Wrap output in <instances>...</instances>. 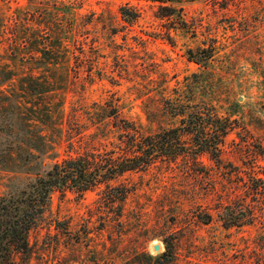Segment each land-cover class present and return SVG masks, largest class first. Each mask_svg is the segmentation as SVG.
I'll use <instances>...</instances> for the list:
<instances>
[{
  "label": "rangeland",
  "instance_id": "rangeland-1",
  "mask_svg": "<svg viewBox=\"0 0 264 264\" xmlns=\"http://www.w3.org/2000/svg\"><path fill=\"white\" fill-rule=\"evenodd\" d=\"M159 5L0 0V70L12 73L0 82V96L28 80L43 88L50 68L62 78L54 91L61 103L53 149L50 92L18 98L25 140L15 144L10 107L0 101V152L10 148L12 155L3 166L0 154V196L67 157L120 160L134 143L145 149L153 143L158 154L109 186L52 191L29 235L27 264H143L136 253L154 256L152 245L161 242L163 251L166 245L173 251L170 264H264V0ZM59 42L65 53L55 54L63 61L47 64L50 45ZM179 94L232 120L217 155L196 154L200 142L191 137L147 138L181 125L161 107ZM113 108L117 116H107ZM126 122L139 129L137 138ZM175 150L181 155L173 157Z\"/></svg>",
  "mask_w": 264,
  "mask_h": 264
},
{
  "label": "trees",
  "instance_id": "trees-1",
  "mask_svg": "<svg viewBox=\"0 0 264 264\" xmlns=\"http://www.w3.org/2000/svg\"><path fill=\"white\" fill-rule=\"evenodd\" d=\"M161 5V9H166L163 5L169 0H156ZM168 15V14H167ZM61 43H52L50 45L51 57L46 61L47 64L56 65L61 63L63 55L60 57L55 53H62ZM46 77L44 87L40 88L38 83L34 81L23 82L20 84L19 92H12L8 96H0V101H7V107H10L8 116L10 117V134L13 127H16L17 132L12 134L13 140L10 144L22 142L25 139H19L20 134H23L25 127V112L21 111V103L18 98H22L32 91L41 93L43 91L50 92L52 101L45 107L46 118L48 119L50 130L52 132L51 144L49 149H53L55 133L59 132L58 114L61 98L58 101H53L54 91L61 89V76L52 70ZM12 76L11 71L0 70V82L9 79ZM40 90V91H37ZM16 103H15V101ZM1 107V106H0ZM162 111L168 116L179 119L181 125L170 128H162L154 135L147 138L152 142L157 139H164L166 141L179 139L181 137L193 138L199 141L197 147L194 149L195 153H212L217 155L221 150L220 143L232 128V120L227 117H222L210 104L197 103L195 100L184 102L181 94L175 98H166ZM58 108V109H57ZM23 109V108H22ZM2 115V114H0ZM107 116H117L115 108L106 111ZM131 137L137 138L140 131L136 126L130 122H126V129ZM8 133V136H10ZM18 137V138H17ZM5 147H7L6 140L3 139ZM28 142V141H26ZM1 144V139H0ZM11 146V145H9ZM127 149V157L122 159H114L111 161H97L90 154L76 155L75 157L64 158L60 162L51 164L50 167L44 169L42 172H36L34 176L30 177L20 188L11 190L10 192L0 196V264H27L33 252V246L30 243L29 235L40 224L43 215L48 207L50 195L52 191L63 189L65 187H76L77 190L84 191L96 187L100 183H106L109 186L115 176L121 173L132 170L146 168L156 160L158 155L155 151V144H151L148 148L142 147L140 144H130ZM185 147V145L177 148ZM187 148V147H185ZM38 150V147H35ZM190 149H193L190 147ZM21 150V149H20ZM4 151V152H3ZM0 154L4 157L3 166L10 161L12 155L10 148H4ZM185 151V149H184ZM187 152V151H186ZM31 157V153H27ZM182 154H185L182 153ZM188 154V153H186ZM181 155L175 150L173 157ZM6 159V160H5ZM125 191L121 193L119 199H123ZM165 251L154 256L146 252L136 253L145 257L146 263L143 264H170L173 260V251L166 245ZM132 257V256H131ZM128 260H133L128 258ZM133 264L135 262H132ZM130 263V264H132Z\"/></svg>",
  "mask_w": 264,
  "mask_h": 264
},
{
  "label": "water",
  "instance_id": "water-1",
  "mask_svg": "<svg viewBox=\"0 0 264 264\" xmlns=\"http://www.w3.org/2000/svg\"><path fill=\"white\" fill-rule=\"evenodd\" d=\"M152 248H153V250L155 251L156 254L161 253V251H160V245L158 243H154L152 245Z\"/></svg>",
  "mask_w": 264,
  "mask_h": 264
},
{
  "label": "clouds",
  "instance_id": "clouds-1",
  "mask_svg": "<svg viewBox=\"0 0 264 264\" xmlns=\"http://www.w3.org/2000/svg\"><path fill=\"white\" fill-rule=\"evenodd\" d=\"M160 249H161V251H163L164 250V245H163V243L161 242V245H160Z\"/></svg>",
  "mask_w": 264,
  "mask_h": 264
}]
</instances>
